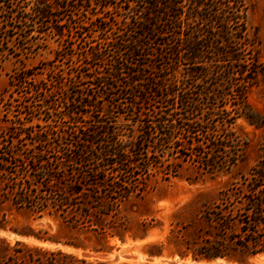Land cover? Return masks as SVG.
I'll list each match as a JSON object with an SVG mask.
<instances>
[{
    "label": "trees",
    "instance_id": "16d2710c",
    "mask_svg": "<svg viewBox=\"0 0 264 264\" xmlns=\"http://www.w3.org/2000/svg\"><path fill=\"white\" fill-rule=\"evenodd\" d=\"M86 1L88 0H73L75 6H70L71 0H31V9L39 24V30L33 36L34 40H44L51 35L61 43H75L77 38L71 36L75 25L73 17L76 12L79 15L87 12ZM118 1L124 4L119 6L120 9L127 10L135 17L136 26L129 28V32L140 31L141 34L131 41L126 40L130 46H126L124 41H115L111 42L112 48L118 53H128L137 58L154 57L155 51V58H161L164 67L146 75L141 74L143 70L141 71L138 64H130L117 58L110 66L109 77L117 81L123 75L127 81L125 88L133 89L139 86L143 92H150L160 100H165L166 110L155 113V121H145L147 114L143 106L147 99L133 95L140 107L136 108L132 102V110L129 112L134 116L133 122L140 127L141 138L131 143L128 153L119 144L120 135L109 132L107 128L100 132L96 128L89 134L76 131L70 156H66L64 163L58 168H50L46 156L55 147L51 139L57 134H60L61 140L63 138V132L51 126L50 114L53 107L50 98L57 82L53 81L50 75L57 69L56 63L62 62L65 57L56 52L53 60L41 67L19 69L11 76L4 92L10 96L6 100L0 99V105L6 111L0 118L4 124V129L0 131V176L6 184H10L11 191L16 192L13 204L17 208H32L35 212L47 211L48 214H57L65 222L78 214L81 224L91 218L90 225L96 226L101 223L100 216L112 212L117 202L127 197L129 190L133 188L130 182L121 178L123 174L138 179L140 172L147 173L162 162H157L155 156L147 154L152 131L160 136L158 145L161 154H164L165 147L167 150L172 149L174 154L192 159L208 170H218L222 164L220 157L233 148L232 142L218 143L214 137L218 124L223 127L225 124H231L229 120H234L227 118L228 116L224 117L221 107L215 106L216 98L221 99L223 94L218 96L212 92L210 97H213L214 103L192 102L184 96L185 89L182 92L174 90L180 82L183 83V80H177L175 67L183 62L193 68L187 77L204 82L214 75L226 79L230 86V69L240 66L236 73L243 75L242 80L248 84L257 73V67L256 60L250 53L251 45L247 41V6L244 0ZM5 3V0H0V14L10 15L13 13L12 6H6ZM109 5L115 8L116 0L103 7ZM14 8L17 23H29V27H32L35 22L26 14L25 6L15 5ZM11 21L9 16L0 19V61L17 58L29 50L23 45L20 48L14 45L12 32L16 30L11 27ZM61 21L63 24H59ZM142 35L143 38L147 35L149 42L146 45L141 41ZM89 58L101 62L96 54H90ZM144 84L147 88L143 87ZM103 85L108 86L105 82ZM107 89L111 91L113 86ZM235 92L237 105L247 109L244 90L236 89ZM12 102L19 104L14 112L10 110ZM80 105L94 107L90 102ZM203 105H206V108H203ZM235 106L236 104H233L232 107ZM151 110L154 114V109ZM204 110L206 114L209 112L210 117L206 125L211 122L214 125L212 130L200 125L204 122ZM42 113L44 115L41 116ZM123 113L117 112L120 115ZM67 115L79 116L77 107L72 105ZM178 115L180 117H177ZM72 120H75L72 123H76L75 118ZM110 136L115 137L109 140ZM212 137L216 142H212ZM96 147H99V150ZM204 148L209 151L205 153ZM24 151L29 152V158L22 160ZM205 154L207 156H204ZM142 155L145 157L142 158ZM103 156L115 158L110 165L113 167L111 175L116 181L108 184L104 176L102 179H93V183L90 182V176L94 177L100 173L99 167L84 172L83 177L78 180H68L67 163L78 162L81 165L91 161L98 164ZM250 177V185L245 191L227 189L221 192L214 203L204 205L197 218L189 222L188 229L180 240L183 248L178 252L180 258L190 256L194 261H241L264 254V163L253 170ZM71 221L78 224L75 220ZM18 234L29 236L26 233ZM117 237L122 240L121 236ZM150 248L159 249L154 245ZM148 255L160 254L148 252ZM64 258L74 259L68 256ZM74 261L77 264H86L83 260Z\"/></svg>",
    "mask_w": 264,
    "mask_h": 264
},
{
    "label": "rangeland",
    "instance_id": "374dc122",
    "mask_svg": "<svg viewBox=\"0 0 264 264\" xmlns=\"http://www.w3.org/2000/svg\"><path fill=\"white\" fill-rule=\"evenodd\" d=\"M72 1L70 6H75ZM117 1L115 8H112L113 5L103 7L105 4H112L114 0L86 1L87 12L82 13L83 15L76 12L73 17L75 25L71 36L77 38V41L61 43L51 35L44 40H34L33 36L39 30V24L31 9V0H5L6 6H12L13 13H1L0 19L3 16L12 19L10 25L16 30L12 32L14 45L19 48L23 45L29 50L17 58L0 61L1 100L10 96L4 92L11 76L19 69L41 67L52 61L56 52L65 57L62 62L56 63L57 69L50 75L52 80L57 82L50 98L53 107L50 114L51 126L63 132L62 140L59 138L60 134L53 135L51 139L55 147L46 156L50 168H58L64 163L65 157L70 156L76 131L89 134L96 128L99 132L107 128L109 132L120 135L119 144L128 153L131 143L141 138L140 127L133 122L134 116L129 112L132 110V102L136 108L140 107L133 95L147 99L143 106L147 114L145 121H155V113L166 110L165 100H160L150 92H143L139 86L133 89L125 88L127 81L123 75L117 81L109 77L110 66L117 58L123 62L138 64L141 71L143 70L141 74L146 75L164 67V61L159 57L155 58V51L154 57L137 58L128 53H118L112 48L111 42H126L128 39L131 41L141 34L140 31L129 32V28L136 26L135 17L127 10L120 9L119 6L124 4ZM244 2L247 6V41L251 45L250 53L254 56L257 67V73L248 84L242 80L243 75L236 73L240 66L230 69V86L226 79L214 75L204 82L187 77L193 68L183 62L175 67L176 78L183 80V83L180 82L174 90L182 92L185 89L184 96L192 102L214 103L213 97H210L212 92L218 96L223 94L221 99L216 98L215 106L221 107L224 117L228 116L227 118L234 120H229L231 124H225L223 127L218 124L214 137L218 143L232 142L233 148L220 157V168L204 169L196 161L174 154L172 149L167 150L166 147L164 154H161L158 145L160 136L152 131L147 154L155 156L157 162H162L147 173L140 172L138 179L129 174L122 175L121 178L130 182L133 188L129 190L127 197L117 202L112 212L102 211L108 215L100 216L101 223L96 225L98 227L90 225L91 218L81 224L78 214L65 222L57 214L15 207L13 200L17 194L11 191L10 184H6L0 176V264H77L74 260H83L86 264H264V254L241 261H194L190 256L180 258L178 255V252L183 250L180 240L188 229L187 225L197 218L203 206L214 203L219 194L227 189L245 191L251 182V172L264 163V0ZM15 5L25 6L26 14L35 22L32 27H29V23H17L14 17ZM59 24H63V21ZM24 37L27 38L22 41ZM141 41L146 45L149 42L147 35L144 38L142 35ZM125 44L130 46L128 42ZM90 54H96L101 62L90 59ZM141 64H144L143 67H140ZM104 82L108 86H104ZM109 86H113L111 91L107 89ZM143 87L147 88V85L144 84ZM236 89L244 90L247 109L237 105ZM86 102H90L94 107L80 105ZM11 104L10 110L16 111L19 104ZM233 104L236 106L232 107ZM72 105L77 107L79 116L68 117V110ZM203 108H206V105H203ZM151 109H154V114ZM5 112L0 105V118ZM117 112L124 113L120 115ZM202 116L204 122L200 125L212 130L214 125L211 122L206 125L210 117L209 112L206 114L204 110ZM73 118L76 123H72L75 121ZM194 120L201 122L199 119ZM3 129L4 124L0 120V131ZM114 137L110 136L109 140ZM213 139L212 137V142H216ZM208 151L204 148L205 153ZM141 157L144 158L145 155ZM24 158H29V152L24 151L22 160H25ZM85 158L88 160V156ZM113 160L114 157L103 156L98 164L91 161L81 165L78 162L67 163V178L78 180L83 177L84 172L99 167L100 173L94 177L90 176V182L105 176L108 184H111L116 181L111 175L113 167L110 164ZM71 220L77 221L78 224H73ZM18 233H26L29 236ZM117 236H121L122 240ZM153 245L159 249L150 248ZM148 252H159L160 255L149 256ZM64 256L74 259H66Z\"/></svg>",
    "mask_w": 264,
    "mask_h": 264
},
{
    "label": "bare ground",
    "instance_id": "6f19581e",
    "mask_svg": "<svg viewBox=\"0 0 264 264\" xmlns=\"http://www.w3.org/2000/svg\"><path fill=\"white\" fill-rule=\"evenodd\" d=\"M264 260V259H263Z\"/></svg>",
    "mask_w": 264,
    "mask_h": 264
}]
</instances>
